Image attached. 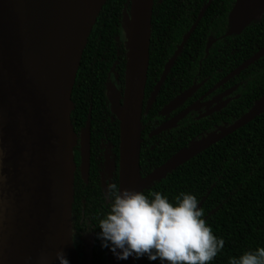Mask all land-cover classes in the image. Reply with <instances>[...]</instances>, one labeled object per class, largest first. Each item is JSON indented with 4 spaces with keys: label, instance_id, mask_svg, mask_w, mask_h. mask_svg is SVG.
Returning a JSON list of instances; mask_svg holds the SVG:
<instances>
[{
    "label": "water",
    "instance_id": "95a60500",
    "mask_svg": "<svg viewBox=\"0 0 264 264\" xmlns=\"http://www.w3.org/2000/svg\"><path fill=\"white\" fill-rule=\"evenodd\" d=\"M107 1L0 0V264H58L57 251H63L70 264H79L72 229L75 148L80 147L79 170L88 183L92 116L90 110L85 127L76 133L71 120L72 92L90 34ZM154 5L155 0H130L121 23L126 51L124 88L107 85L111 110L119 120L118 189L143 191L264 112L263 95L234 123L142 177V116ZM263 15L264 0H235L225 36L239 33ZM197 23L166 63L146 112ZM263 55L264 47L227 79ZM190 92L164 111L175 108ZM185 113L154 134L172 127ZM93 246L91 241L83 264H93ZM108 264H136V260L131 256L117 260L108 251Z\"/></svg>",
    "mask_w": 264,
    "mask_h": 264
},
{
    "label": "trees",
    "instance_id": "16d2710c",
    "mask_svg": "<svg viewBox=\"0 0 264 264\" xmlns=\"http://www.w3.org/2000/svg\"><path fill=\"white\" fill-rule=\"evenodd\" d=\"M129 2L130 0H108L103 6L84 50L73 88L72 101L75 109L71 120L76 133L85 127L91 110V154L96 149V138L105 143L111 139L116 146L119 145V120L111 110L107 85L112 76L121 84L124 81L126 51L121 23ZM208 2L209 0H155L146 95L159 80L166 63ZM234 2L235 0H212L174 62L154 106L143 114L142 123L151 120L152 124L147 125L142 132V177L180 151L234 123L264 95L263 55L229 82L230 85H236L237 89L233 93V100L223 111L224 121L218 129L202 135L198 134L200 129L197 125H192V130H188L183 137L177 138L174 135L165 149L175 146L176 149L166 160L158 153L161 149L151 148L152 143L148 142L154 139L149 138L148 133L157 125L155 121L158 110L179 91L186 90L191 85L182 82L183 87L178 88V78L181 76L191 79L195 76L198 62L204 58L207 44L211 43L210 36L218 39L210 45L209 56L203 60L202 70L206 71L207 77H213V81L229 74L264 47V15L245 25L239 33L225 36L230 27L229 17ZM219 50L223 52L221 57H218ZM190 59L192 61L188 65ZM211 61L223 65V71L218 76L217 72L211 71V65L205 63ZM144 140H147V144ZM75 162L78 167V148L75 149ZM90 163L89 183H85L79 171L75 173L73 243L78 252V260L80 256L84 258L89 243L93 241V264H108L110 250L101 247L96 233L99 232L98 221L106 214L109 206L105 200L106 192H103L97 181L96 173L92 172L95 165L92 155ZM113 185L117 187L118 182L115 181ZM154 191L166 195L170 201L181 192L192 193L197 197L198 207L203 210L206 223L211 226L214 235L224 239V247L209 264H228L230 257H238L246 250L264 247V112L142 192L150 195ZM136 264H159V261H148L141 257L136 259Z\"/></svg>",
    "mask_w": 264,
    "mask_h": 264
},
{
    "label": "clouds",
    "instance_id": "9594fccd",
    "mask_svg": "<svg viewBox=\"0 0 264 264\" xmlns=\"http://www.w3.org/2000/svg\"><path fill=\"white\" fill-rule=\"evenodd\" d=\"M105 200L108 211L99 219L96 235L117 260L131 256L159 264H209L224 247L192 193L181 192L170 201L158 191L146 195L109 184ZM56 259L70 264L63 251L56 252ZM228 264H264V247L230 257Z\"/></svg>",
    "mask_w": 264,
    "mask_h": 264
},
{
    "label": "flooded vegetation",
    "instance_id": "af4514ba",
    "mask_svg": "<svg viewBox=\"0 0 264 264\" xmlns=\"http://www.w3.org/2000/svg\"><path fill=\"white\" fill-rule=\"evenodd\" d=\"M211 2H212V0H209V2L205 5L203 12H201L200 16L198 15V18L195 20L192 27L196 24V22H198L197 25L199 24L200 20L202 19L203 15H204V12L208 9ZM234 4H235V2H234ZM197 25H196V27H197ZM210 39H211V43L207 44V46H206V54H205L204 58H202L198 62V71H196L195 76L191 77V79L184 78L181 76H179V78H178V83L180 84L178 86V88L183 87L182 82L191 83V85L186 90L179 91V93L176 96H174L173 99L168 101L162 108H160L158 110V113H157L158 118L155 121V123H157V125H155L154 128H152V130H150V132L148 133L149 138H151V139L154 138V139H152L151 142L148 141L149 143H152L151 148L157 147L158 150L161 149L158 153H159V155H162L165 160L168 159V156L171 155L172 152L176 149V146L172 147V148L169 147V148L165 149L167 147V142L170 139H173L174 135L177 138L183 137V135L188 130H192V128H191L192 125H197V127L200 129V132L198 134H202V135H204V134L208 135L209 132H212V131L218 129L221 126L220 124L223 123V121H224L223 111L229 106V104L231 103V101L234 98L233 93L235 92V90L237 88H236V85H234V86L230 85L229 82L231 80H233L236 75L233 76L232 78L227 79V77L234 70L232 72H230L229 74L221 77L218 81H213V79H212L213 77H207V73H205L206 71L202 70L203 63H204L203 60H205L209 56V47L211 44H214L218 38H213V36H210L209 40ZM182 41H183V39H182ZM176 50H177V48H176ZM182 51H183V49L181 50V52ZM181 52L179 53L178 57L180 56ZM222 54H223L222 50H219L218 57H221ZM190 58H192L191 55H190ZM125 60H126V58H125ZM191 61L192 60L190 59V62H188V65H190ZM205 63L211 65V71L213 73L217 72V74H216L217 76L222 73V71H223V68H222L223 65L222 64L219 65L218 63H213V61L205 62ZM171 70H172V68H171ZM171 70L169 71L168 75L170 74ZM168 75H167V77H168ZM167 77H166L165 81L168 79ZM111 78H113L114 84L116 83L115 84L116 87L120 90H123L124 81H123V84H121L119 81L116 80V78L114 76H112ZM111 78L109 80L110 83H111ZM160 78H161V76H160ZM158 81L159 80L156 81L153 88L148 92V95H146L147 93L145 92L143 114L148 113L152 109V107L154 106L155 102L157 101V97H158L159 93L161 92L165 81L162 84L160 91L156 95V98L152 102L151 107L149 108V110L147 112L145 111L147 108V105L149 104V101L151 100L152 94L154 92L155 86L158 83ZM187 91H191V92L188 96H186V98L180 104H178L175 108L171 109L170 111H167V112L164 111L165 108L170 103H172L176 98H178L180 95H183ZM182 113H185V114L179 120H177L172 125V127L167 128L158 134H154V131L157 128H159L160 126H162L164 124H167L168 122H173V120L175 118H177ZM142 118H143V116H142ZM184 119H186L185 122H184ZM149 124H152L151 120L146 121L143 124V127H144L143 131L146 129L147 125H149ZM119 135H120V132H119ZM113 138H114V136H113ZM186 139H189V136H186ZM186 139H184V141ZM95 141H96V149H95V152L93 154H91L92 157L94 158V162H95V165L92 169V172L96 173L97 181L99 182L104 193L106 192L107 186L109 184H113L115 181L118 182V185H117V189H118V186H119V145L116 146V143L114 141H112L111 139L108 140L107 143L102 142V141H98L97 138L95 139ZM145 143L147 144V140L145 141ZM119 144H120V136H119ZM77 148L79 149V152H80V147L77 146L75 149H77ZM177 151L178 150H176V153H177ZM79 167H80V163H79V166L77 167V170H76V171H79V173H80ZM90 169H91V163H90ZM80 176H81V173H80ZM89 176H90V174H89ZM88 183H89V181H88ZM76 253H78V252H76ZM80 257L81 258H79V264H83L82 263L83 256H80Z\"/></svg>",
    "mask_w": 264,
    "mask_h": 264
},
{
    "label": "rangeland",
    "instance_id": "374dc122",
    "mask_svg": "<svg viewBox=\"0 0 264 264\" xmlns=\"http://www.w3.org/2000/svg\"><path fill=\"white\" fill-rule=\"evenodd\" d=\"M122 38H123V34H122ZM110 84H114V80L113 78H111V83ZM116 84V83H115Z\"/></svg>",
    "mask_w": 264,
    "mask_h": 264
}]
</instances>
